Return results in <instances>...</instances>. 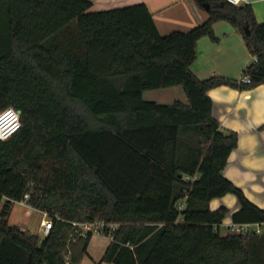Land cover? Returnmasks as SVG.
Masks as SVG:
<instances>
[{"label": "trees", "instance_id": "obj_1", "mask_svg": "<svg viewBox=\"0 0 264 264\" xmlns=\"http://www.w3.org/2000/svg\"><path fill=\"white\" fill-rule=\"evenodd\" d=\"M208 1L207 21L164 35L144 3L0 0V112L13 107L22 122L0 139V264H81L93 234L79 224L96 220L118 224L111 264H264V209L223 175L238 133L208 95L264 84V22L250 3ZM218 20L256 57L250 83L194 73L198 40H217ZM177 85L187 103L144 97ZM229 193L240 203L232 223L259 230L222 233L230 210L210 202ZM22 201L52 219L47 235L9 223Z\"/></svg>", "mask_w": 264, "mask_h": 264}, {"label": "crops", "instance_id": "obj_2", "mask_svg": "<svg viewBox=\"0 0 264 264\" xmlns=\"http://www.w3.org/2000/svg\"><path fill=\"white\" fill-rule=\"evenodd\" d=\"M91 1L93 10L144 3L164 35L173 31L192 30L208 20L210 10L208 0ZM244 3H250L258 21L264 22V0H245ZM213 27L218 39L203 36L198 40L197 57L192 65L194 73L201 80L211 76L241 80L244 68L256 57L237 25L228 20H218ZM208 95L213 100V116L222 128L238 133V144L228 158L223 175L239 186L253 203L264 209V84L250 89L220 85L211 88ZM144 97L163 104H171L176 100L187 103L186 93L179 85L146 91ZM222 206L230 212L221 229L232 223V214L240 209V203L232 193L210 202L212 210ZM255 225L256 229H260L259 224ZM109 243L108 237L94 234L81 264H111L102 260Z\"/></svg>", "mask_w": 264, "mask_h": 264}, {"label": "built area", "instance_id": "obj_3", "mask_svg": "<svg viewBox=\"0 0 264 264\" xmlns=\"http://www.w3.org/2000/svg\"><path fill=\"white\" fill-rule=\"evenodd\" d=\"M234 5H240L245 2V0H223ZM242 82L250 83L251 77L249 74H243ZM21 114L18 110L13 107H9L0 112V139H8L21 127ZM182 205L180 206V208ZM46 214V213H45ZM47 215V214H46ZM76 224V223H75ZM53 226V221L50 218H44L42 220V230L43 235H47ZM82 230V235L86 236L87 233L102 234L113 240V232L117 229L118 224L107 223L105 221L96 220L93 222H87L79 224ZM251 224H234L229 223L226 225L227 233H245L251 229ZM259 230V229H257Z\"/></svg>", "mask_w": 264, "mask_h": 264}, {"label": "rangeland", "instance_id": "obj_4", "mask_svg": "<svg viewBox=\"0 0 264 264\" xmlns=\"http://www.w3.org/2000/svg\"><path fill=\"white\" fill-rule=\"evenodd\" d=\"M6 198L0 201V210L5 202ZM44 218H49L40 209L34 208L27 202H14L11 214L9 216V223L13 225H18L21 229L28 230L31 233L37 234L43 237L42 230V220ZM252 229H256V225L251 226ZM222 233L225 234L226 228L221 229Z\"/></svg>", "mask_w": 264, "mask_h": 264}, {"label": "water", "instance_id": "obj_5", "mask_svg": "<svg viewBox=\"0 0 264 264\" xmlns=\"http://www.w3.org/2000/svg\"><path fill=\"white\" fill-rule=\"evenodd\" d=\"M242 4H240V6H241Z\"/></svg>", "mask_w": 264, "mask_h": 264}]
</instances>
